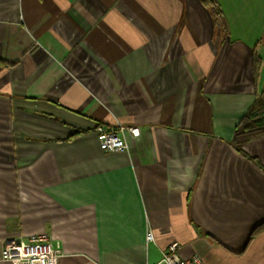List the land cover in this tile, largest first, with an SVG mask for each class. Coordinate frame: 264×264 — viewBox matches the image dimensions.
Segmentation results:
<instances>
[{
    "label": "crops",
    "instance_id": "1",
    "mask_svg": "<svg viewBox=\"0 0 264 264\" xmlns=\"http://www.w3.org/2000/svg\"><path fill=\"white\" fill-rule=\"evenodd\" d=\"M216 1L225 35L202 0H0V264L43 232L58 264H153L173 242L264 264V136L230 143L264 90V0ZM116 123L140 134L104 152L95 127Z\"/></svg>",
    "mask_w": 264,
    "mask_h": 264
},
{
    "label": "built area",
    "instance_id": "2",
    "mask_svg": "<svg viewBox=\"0 0 264 264\" xmlns=\"http://www.w3.org/2000/svg\"><path fill=\"white\" fill-rule=\"evenodd\" d=\"M96 140L104 152L124 151L129 149L127 136L138 137L137 126H126L120 123L114 125H96ZM153 233L147 230L146 242L152 241ZM178 243H171L153 264H203L197 256L183 258L177 251ZM62 255L59 243L46 233L18 236L3 241L1 257L11 264H58Z\"/></svg>",
    "mask_w": 264,
    "mask_h": 264
},
{
    "label": "trees",
    "instance_id": "3",
    "mask_svg": "<svg viewBox=\"0 0 264 264\" xmlns=\"http://www.w3.org/2000/svg\"><path fill=\"white\" fill-rule=\"evenodd\" d=\"M202 2L207 6L212 16L215 31L220 35L227 34V24L217 1L202 0ZM259 66V57L256 54V50L253 49V73L255 78L257 77ZM260 136H264V90L255 95L253 102L235 126L230 143L237 150H241L245 143ZM255 161L259 164L257 160ZM262 228H264V225L255 227L249 238L251 239Z\"/></svg>",
    "mask_w": 264,
    "mask_h": 264
}]
</instances>
